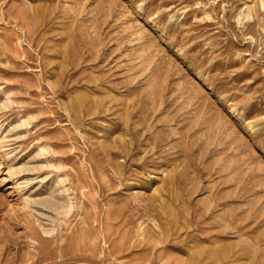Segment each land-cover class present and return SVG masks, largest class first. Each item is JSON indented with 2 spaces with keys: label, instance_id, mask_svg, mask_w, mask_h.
Listing matches in <instances>:
<instances>
[{
  "label": "rangeland",
  "instance_id": "obj_1",
  "mask_svg": "<svg viewBox=\"0 0 264 264\" xmlns=\"http://www.w3.org/2000/svg\"><path fill=\"white\" fill-rule=\"evenodd\" d=\"M0 264H264V0H0Z\"/></svg>",
  "mask_w": 264,
  "mask_h": 264
},
{
  "label": "bare ground",
  "instance_id": "obj_2",
  "mask_svg": "<svg viewBox=\"0 0 264 264\" xmlns=\"http://www.w3.org/2000/svg\"><path fill=\"white\" fill-rule=\"evenodd\" d=\"M251 16H252V15H251ZM251 16H250V17H251Z\"/></svg>",
  "mask_w": 264,
  "mask_h": 264
}]
</instances>
